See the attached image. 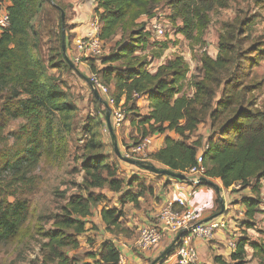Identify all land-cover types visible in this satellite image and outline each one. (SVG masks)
<instances>
[{
    "label": "trees",
    "instance_id": "1",
    "mask_svg": "<svg viewBox=\"0 0 264 264\" xmlns=\"http://www.w3.org/2000/svg\"><path fill=\"white\" fill-rule=\"evenodd\" d=\"M3 1L9 2L10 26L0 27V243L8 244L20 234L31 215L24 193L34 184L36 169L45 157L51 159L68 149L76 105L65 82L50 73L53 67L50 60L47 63L38 53L40 40L35 29L39 24H34V17L42 11L44 0ZM50 1L59 5L57 0ZM163 1L172 6L173 17L184 22L181 32L193 38L194 32L202 34L207 26L208 12L217 6H227L229 0H95L98 37L102 44L113 39L120 29L130 30L131 45L121 43L109 60H122L126 71L113 76L111 70L103 69L107 82L111 76L114 78L115 91L111 97L118 104L123 94L125 103L132 101L134 93L148 96L149 114L139 120L144 138L167 131L182 137L166 135L163 146L153 154L152 158L163 168L186 175L204 147L202 137L187 143L186 133L209 118L214 132L202 152L207 182L201 183L214 186L212 179L220 178L226 188L233 185L246 188L251 180L255 181V186L259 185L264 178V111L243 104L249 87L242 84L243 79L249 77L248 68L254 59L242 58L247 64L238 66L245 54L233 45L234 41H239L233 30L228 37L222 36L216 59L204 57V75L195 82L193 97L179 95L188 72L181 57L163 64L156 72H150L146 62L133 58L147 41L145 28L138 19L152 16ZM54 51L57 48L52 46L51 52ZM258 51L259 59H264V49ZM58 53L70 67L64 54L55 52ZM50 59H53L52 54ZM98 78L107 85L99 75ZM100 95L101 99L95 96V102L106 108L99 110L95 117L89 116L83 128L89 134L81 164L86 193L72 194L67 205L51 217L54 226L48 231L45 246L48 260L54 264H120L122 254L112 240L105 241L100 252L86 255L94 259L91 262H82L66 251L79 247V236L88 230L85 218L92 216L93 209L101 202L107 201L106 196L92 189L108 187L121 193L120 207L104 206L100 215L108 232L126 236L130 233L122 222V208L127 203L140 207V197H147L148 191L154 190L153 182L147 179L138 176L126 179L118 164L103 152L99 128L110 104ZM219 95L221 99L217 100ZM129 116L133 115L127 114V118ZM20 118L25 122L16 131L7 132L9 124ZM188 179L187 176L184 180ZM242 202L247 207L246 215L253 219L259 200L243 197ZM248 241L244 236L237 242L230 262L215 256L214 264H249ZM250 245L253 256L264 264V241H251Z\"/></svg>",
    "mask_w": 264,
    "mask_h": 264
},
{
    "label": "rangeland",
    "instance_id": "2",
    "mask_svg": "<svg viewBox=\"0 0 264 264\" xmlns=\"http://www.w3.org/2000/svg\"><path fill=\"white\" fill-rule=\"evenodd\" d=\"M57 3L59 5L53 4L50 0H44L42 11L34 17V24H39V27L35 29L37 38L40 40L38 53L47 63L50 60L53 66L50 68V73L65 82L72 95L76 105L74 126L69 138L67 151L51 157V159L45 157L36 169L33 175L34 184L29 189H26L24 193L31 206V215L14 241L8 244L0 243V264H54L48 260L45 246L48 242V231L53 229L54 226L51 217L53 214L60 212L63 206L67 205L72 194L76 192L86 193L84 189V171L81 164L89 134L85 133L83 128L88 122L89 116L95 117L99 110L106 108L105 105L95 102V95L91 91L88 78L91 74H95L92 70L97 72L101 79L107 83L109 89V96L107 94L104 97H110L115 91L114 78L111 76V80L107 82L103 76V69L111 70L114 74L113 76L124 72V70L126 71V66L122 60H109L113 52H118V47L121 43L126 42L131 45L130 30L124 32V30L120 29L113 39L103 43L101 54L80 55L81 61L76 63L74 61L75 55L72 54V50L76 45H73L75 34L70 32L72 28L71 22H73L74 18L86 16L88 13L89 18L92 17L93 22H95V0H57ZM0 4L2 7L9 6L8 1L0 0ZM62 12H65L64 20L62 19ZM208 16L209 22L202 34L198 35L197 32H194L195 37L188 38L181 32L184 26L182 19L174 18L172 6L163 1L154 9L152 16H141L138 19L139 24H142L145 28L144 32L147 33V41L144 47L137 49L133 58L137 59L138 62H146V68L150 72H156L163 64L181 57L188 66V72L179 95L184 94L187 97H193L196 92L195 82L204 75V57L216 59L221 50L220 42L222 36L228 37L230 32L234 30L238 35L239 41H234L233 45L238 50H243L245 54L244 57L239 59L242 61L238 66L247 64V61L242 58L254 59L248 68L249 77L242 81L243 86L249 87L243 104L250 105L255 110L264 111V59H259L258 55V50L264 49V0H229L227 6L215 7L208 12ZM153 19H156L157 23L164 26L166 29L165 35L158 34L150 26ZM96 26L95 24L93 28ZM64 28L67 29V31L65 30L67 56L75 63L77 70L65 65L61 57H59V53L55 54L58 51L64 54L61 38V34L63 37ZM52 46L57 48V51L51 52ZM50 54H52L53 59H50ZM143 98V94L133 95L131 102H124L121 105L127 111V114L134 115L132 118L137 122L135 123L136 130H132L126 135L124 130L117 129L112 124L115 134V139H113L106 117L103 118L102 122L104 123L99 128L103 152L109 156L110 160L118 164L120 170L122 168L120 163L123 160L115 153V143H117L120 151H123L125 147L144 139L141 132L142 127L139 125L140 121L138 120L144 110L137 107L138 101ZM218 99H221V95L217 97ZM109 108L108 110L111 111V106ZM134 112L140 113L135 114ZM101 116H104L103 113H101ZM24 122L25 120L21 118L13 120L9 124L7 132L16 131ZM213 132L211 121L207 118L199 123L194 131L186 133V141L191 143L199 137H202L204 141V138H207ZM166 133L172 134L174 138H182L174 131H167ZM155 140H152L149 144L148 152L144 159L145 162L158 168H163L164 166L161 163L152 158L158 148ZM125 170H121V174L126 179H129L128 172ZM142 178L148 180V178ZM255 185L254 180H251V185L246 188L236 185L233 187L232 193H235V197L239 198L241 203H243V197L259 200L258 211L253 219L249 220L246 215L247 210L244 211V216L248 219L245 220L246 229L243 231L250 241L263 242L264 178L260 180L259 185ZM135 189H138V187L136 186ZM92 191L97 194H103L107 199L106 202H101L95 207V210L100 211L99 209L104 206L118 204V195L108 187L93 188ZM152 194L153 192L151 191L150 195ZM9 198L14 200V197ZM152 200L158 203V199L151 198L150 205ZM245 208H247L246 205ZM122 222L129 228L130 234L127 236L108 232L105 223L104 225L93 224L91 226L92 235L88 234L86 237L84 236L85 238L79 239V247L77 249L68 248L66 249L67 253L82 260L87 254L96 253V249L102 240L111 238L116 243H119V238L122 236L129 240L124 241V243L129 245L138 257L139 261L137 264H152L155 260L152 256L153 251L158 247L144 252L137 250L134 247V241L138 235L137 228L139 226L130 227L126 223L125 217ZM252 253L253 251L249 253L250 264H260V260L251 255Z\"/></svg>",
    "mask_w": 264,
    "mask_h": 264
},
{
    "label": "crops",
    "instance_id": "3",
    "mask_svg": "<svg viewBox=\"0 0 264 264\" xmlns=\"http://www.w3.org/2000/svg\"><path fill=\"white\" fill-rule=\"evenodd\" d=\"M89 13L86 16H81L79 18H74L72 23V28L70 32L75 34V38H73V45H76L77 39L87 36L90 32L94 31L95 27L93 26L96 24L98 25V18L95 16V22H93L92 17L89 18ZM72 21V20H71ZM71 52V50L69 49ZM72 54L75 56L84 55L80 52V50L75 47L72 50ZM110 55V54H109ZM105 65V64H103ZM102 65V66H103ZM144 99V101H143ZM138 101L137 107L142 108L144 112H141V117L138 120H141L145 116L149 114V101L148 96L144 95V98ZM120 102L115 105H110L113 111L116 107L123 105L125 102V95L123 94L120 98ZM135 114L140 112H134ZM111 115V116H112ZM134 116V115H133ZM137 123V122H135ZM132 116L126 118L121 128L124 130L125 134L128 135L132 130H136V124ZM166 135L172 136V134H160L154 133L149 138L152 140L156 139V143L158 144V149L163 146L164 138ZM209 137V136H208ZM207 138H204V146L207 143ZM121 170H125L128 172L129 178L132 176H138L140 178L145 177L148 178L149 181L153 182L154 184V191L153 194L150 195V191H148V196L140 197V207L134 206L133 203H127L122 209L124 211V217L126 219V223L132 226H139V228L145 224H151L153 219V214L155 211H158L159 208L166 203L175 202L176 208H180V205L176 203L178 198L183 199L189 210L193 211L198 219L204 221L213 220L214 222H222L224 225L218 226L214 229L213 236L210 239H203V240H195V245L198 251V263L197 264H214V257L215 256H222L227 262H230L231 254L235 251L230 248L228 242L233 240L238 242L244 236L247 237L243 230H245V220L248 219L244 216V211L247 210L245 205L241 203L239 198L235 197V193H232L233 185L229 188L224 187L220 178H214L212 181L214 182V186H209L206 184H196L191 180H181L169 175L163 174H156L149 170L143 169L138 167L137 165L130 164L127 162L122 161L121 163ZM126 167V168H123ZM120 170V171H121ZM159 176V177H158ZM116 193V192H114ZM119 196L121 193H116ZM151 198L158 199V203L152 200ZM118 202V201H117ZM120 207V204L114 205ZM101 210V208L99 209ZM250 220V219H249ZM87 223L88 230L79 236V239L86 237L88 234L90 236L93 233L91 230V226L93 224L96 225H104L100 217V211L93 209V215L90 217L85 218ZM138 229V228H137ZM84 237V238H85ZM119 243L115 242L111 238H107L106 240H102V242L98 245L96 249L97 252H100L101 246L105 241L112 240L114 241L117 246L119 247L122 257L120 264H137L138 257L136 254L131 250L129 245L125 244L124 241H129L127 238L120 237ZM175 239V235L167 232L164 234L161 243L159 244L158 248L153 251V258L156 260L173 244ZM250 239L246 244V250L248 252V260L250 264V251H253L252 246L250 245ZM253 255V253L251 254ZM94 259L84 257L82 262L86 261H93ZM179 263L178 258L174 255L173 250L168 254L165 255L159 260L157 264H177Z\"/></svg>",
    "mask_w": 264,
    "mask_h": 264
},
{
    "label": "built area",
    "instance_id": "4",
    "mask_svg": "<svg viewBox=\"0 0 264 264\" xmlns=\"http://www.w3.org/2000/svg\"><path fill=\"white\" fill-rule=\"evenodd\" d=\"M1 5V4H0ZM10 26V17L8 7L0 6V27L7 28ZM150 26L160 35L166 34V29L162 24L157 23L156 19L151 21ZM99 24L95 27L93 32L87 36L77 39L76 47L84 55L90 53L99 55L103 51L102 41L98 37ZM74 61L79 63L81 56H75ZM89 84L91 91L96 89L99 93L107 95L109 93L108 86L105 85L97 75L91 74L89 76ZM134 95H139L134 93ZM109 96V94H108ZM110 105H117L114 99L106 97ZM112 115V110H111ZM127 118V111L122 107H116L112 115V124L115 128H121ZM151 143L149 137L142 141L134 143L124 148L122 154L125 157L145 161L148 152V146ZM206 145L201 149L197 155V162L192 166L186 176L192 182L199 184L200 179L205 177L206 168L203 164L202 152ZM176 203L180 208H176L175 202H169L161 206L158 211L153 214L154 221L151 224H145L138 228V235L134 241V247L139 251H149L156 248L161 243L165 233L170 232L175 235L173 241L174 255L178 258L180 264H197L198 251L195 245V240L210 239L213 236V231L218 226L224 225L222 222H214L213 220L204 221L198 219L197 215L188 209L186 202L178 198ZM180 232H184L179 238ZM231 249L236 250L237 242L231 240L228 242Z\"/></svg>",
    "mask_w": 264,
    "mask_h": 264
},
{
    "label": "water",
    "instance_id": "5",
    "mask_svg": "<svg viewBox=\"0 0 264 264\" xmlns=\"http://www.w3.org/2000/svg\"><path fill=\"white\" fill-rule=\"evenodd\" d=\"M62 19L64 20L65 19V12H62ZM65 43H66V35H65V30H63V37H62V46H63V51H64V54H65V58H66V61L68 62V64L77 70V67L75 65V63L67 56V51H66V46H65ZM88 81H89V78H88ZM93 93L94 95L96 96V98L98 99H101V96H100V93L94 89L93 90ZM106 121H107V125H108V128H109V131L112 135V138L115 139V134H114V129H113V126H112V121H111V111L108 110L107 114H106ZM115 153L116 155L121 159L123 160L124 162H127V163H130V164H134V165H137V166H140V168H143V169H146V170H149L153 173H156V174H165V175H169V176H172V177H175V178H178V179H181V180H184L187 176L183 173H176L172 170H169V169H165V168H158L152 164H144V163H141L139 160H136V159H132V158H128V157H125L122 152L120 151V149L118 148V145L117 143H115ZM201 182H207V179L206 177H202L200 179ZM184 232H180L179 235L177 236L178 238L183 235ZM173 250V244L172 246H170L163 254L162 256H160L159 258H157L156 260H154L152 262V264H157L159 262V260H161V258L165 255H168L171 251Z\"/></svg>",
    "mask_w": 264,
    "mask_h": 264
}]
</instances>
